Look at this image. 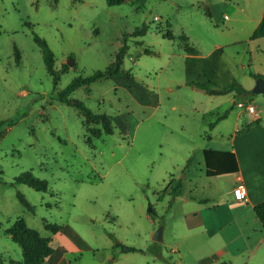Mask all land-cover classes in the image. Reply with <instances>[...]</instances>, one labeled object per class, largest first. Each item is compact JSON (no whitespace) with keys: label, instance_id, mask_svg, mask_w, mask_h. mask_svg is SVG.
<instances>
[{"label":"rangeland","instance_id":"rangeland-1","mask_svg":"<svg viewBox=\"0 0 264 264\" xmlns=\"http://www.w3.org/2000/svg\"><path fill=\"white\" fill-rule=\"evenodd\" d=\"M263 12L264 0H130L115 6L106 0H0L2 264H26L22 247L7 233L18 218L51 238L55 252L43 264H176L173 243L187 213L204 209L205 219L215 222L228 216L225 207L205 210L201 201L211 191L203 150L225 146L237 126L254 118L236 101L264 108V94L252 92L257 77L264 79V38L250 39ZM143 24L148 32L132 36ZM35 35L54 53L57 86ZM181 35L201 56L224 48V66L247 94L209 95L186 85ZM124 45L122 69L158 94L159 104H140L117 78L96 81L89 93L77 89L71 98L93 112L129 113L128 133L113 125L108 135L59 93L76 77L105 70ZM29 171L47 182L48 191L16 181ZM175 181L183 184L181 196L172 194ZM161 227L163 241L157 242ZM181 241L185 252L188 239ZM117 243L138 251L123 252ZM25 244L34 248L29 239ZM262 254L264 248L252 264H264ZM220 257L230 264L224 254L184 260L221 264Z\"/></svg>","mask_w":264,"mask_h":264},{"label":"crops","instance_id":"crops-1","mask_svg":"<svg viewBox=\"0 0 264 264\" xmlns=\"http://www.w3.org/2000/svg\"><path fill=\"white\" fill-rule=\"evenodd\" d=\"M234 104L240 107L243 103L236 101ZM249 105L253 104L249 102L241 108L251 113L247 109ZM251 114L254 118L246 119L241 130L237 126L225 146L203 150L202 172L211 191L201 201L207 204L205 210L225 207L228 216L215 222L213 218L205 219L204 209L199 215L187 213L184 231L173 243L172 252L178 259L176 264H188L185 256L196 261L208 254H211V260L224 254L230 264L232 259H240L239 264H252L264 248V227L254 212V207L264 202V108L258 110L255 107ZM178 183L182 184L175 181L174 186ZM240 184L246 189L244 200L235 198L234 191ZM209 203L212 205L208 206ZM186 239L187 250L184 252L181 240ZM236 242L240 247L233 251L232 245ZM260 258L264 259L263 254ZM218 262L228 264L222 257L216 260Z\"/></svg>","mask_w":264,"mask_h":264},{"label":"trees","instance_id":"trees-1","mask_svg":"<svg viewBox=\"0 0 264 264\" xmlns=\"http://www.w3.org/2000/svg\"><path fill=\"white\" fill-rule=\"evenodd\" d=\"M128 1L130 0H106L107 4L110 6L120 5ZM148 30L149 26L147 24H143L132 33V36H144ZM127 37L128 35H125V38ZM258 38H264V12L250 39L255 40ZM34 39L44 53L48 73L53 77L54 85L57 86L59 83V74L55 69L54 53L44 38L35 35ZM180 39L181 48L187 54L185 60L186 85L200 88L209 95H225L228 93H234L237 97H243L247 94L242 85L236 80V78L232 77L230 72L224 66L222 61L224 48H216L208 56H201L199 51L190 44L187 36L181 35ZM125 53L126 45L122 47L121 51L116 56L115 61L105 70L95 71L87 77H76L66 89L59 93V99L67 105L79 110L83 114L86 123L101 125L105 134L108 135L114 133L113 125L119 130L120 134L125 135L128 133L130 128L129 113L106 117L104 114L93 112L83 101L71 98V94L80 88L85 89L86 93H89L91 92V85L96 81L108 78H117L118 83L127 88L140 104L157 106L159 104L158 94L144 87L129 71L122 69ZM63 68L67 69V66L65 65ZM221 82L223 83L221 84ZM227 116V112L219 116L216 122L210 124V128L213 129L216 123L226 119ZM2 137L3 134L0 132V139ZM190 164L191 159L188 160L187 166ZM16 181L18 183L28 185L37 191L46 192L49 189L47 182L36 177L31 171L21 174L16 178ZM182 192L183 186L181 183H178L173 189L172 194L177 197L180 196ZM21 201L31 210L33 209V207L26 202L23 196H21ZM254 212L264 227V202L256 205L254 207ZM63 228L64 227H60V230H63ZM7 233L10 234L14 242L18 243L22 247L24 262L26 264H43L44 261L50 258L55 252V250L51 247V238L43 237L38 231L29 228L23 218H18L7 230ZM28 239L34 242V248L30 249L25 244V241ZM116 247H119L123 252L138 251L133 247H127L120 243H117ZM0 264H2L1 260Z\"/></svg>","mask_w":264,"mask_h":264},{"label":"water","instance_id":"water-1","mask_svg":"<svg viewBox=\"0 0 264 264\" xmlns=\"http://www.w3.org/2000/svg\"><path fill=\"white\" fill-rule=\"evenodd\" d=\"M74 60H70L68 62V65H73ZM254 94H264V79L258 78L255 87L252 91ZM149 212H151V209H149ZM153 239L157 242L163 241V228H159L157 232L155 233Z\"/></svg>","mask_w":264,"mask_h":264},{"label":"built area","instance_id":"built-area-1","mask_svg":"<svg viewBox=\"0 0 264 264\" xmlns=\"http://www.w3.org/2000/svg\"><path fill=\"white\" fill-rule=\"evenodd\" d=\"M240 107H243V104H240ZM248 111L251 112V113H254L255 112V107L253 105H249L247 107ZM234 194H235V198L237 200H244L245 197H246V189L244 187L243 184H240L234 191Z\"/></svg>","mask_w":264,"mask_h":264}]
</instances>
